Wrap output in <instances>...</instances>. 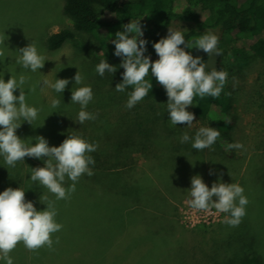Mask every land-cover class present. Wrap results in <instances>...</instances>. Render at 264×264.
<instances>
[{
  "label": "rangeland",
  "instance_id": "rangeland-1",
  "mask_svg": "<svg viewBox=\"0 0 264 264\" xmlns=\"http://www.w3.org/2000/svg\"><path fill=\"white\" fill-rule=\"evenodd\" d=\"M62 2L0 0V38H7L5 43H0V49L5 53L0 57V76L7 81L11 73L17 79L24 75L26 102L39 110L33 125L23 121L16 130L17 135L26 143L33 144L36 143L34 137L42 135L50 146H59L68 133L76 132L100 149L115 137L121 138L126 133L133 136L136 121L148 117L153 123L148 120L144 125L154 126L151 136H155L156 142L152 141L145 155L139 151L132 152L134 164H209L211 168L213 164H222L227 169L222 178L214 175V171L200 176L209 188L218 180L238 183L249 203L241 222L233 227L225 222L230 218L228 213L218 212L211 206L207 211L192 208L190 195L189 199L182 196L177 201L170 199V204L159 200L156 206L134 207L129 200L112 192L110 187L98 185L89 178L76 182L75 192L70 198L56 200L54 194L31 179L23 188L21 179L16 178L21 161L10 167L0 156V192L7 187H21L25 190L26 200L33 201L37 210L47 207L40 197L55 201V220L63 226L52 234V249L45 246L29 251L22 242L18 243L9 254L13 264H222L250 255H257L264 261L263 60L253 57L244 71L227 77V94L235 98L233 107L238 116L230 134L233 143L239 142L243 148L234 149L235 155L231 158L222 156L215 143L211 148L195 150L191 140L181 143L182 135L174 140L166 137L168 133L164 126L169 118L163 121L159 117L155 100L143 98L129 109L126 107L128 93L115 90L118 83L116 72L106 71L101 77L97 74L96 65L101 60L113 63L102 56L95 34L82 33L55 50L46 49L45 37L69 25L61 11ZM169 27L183 32L189 25L174 21ZM168 28L163 34L167 35ZM31 41L46 59L43 68L36 72L16 63L20 56L18 49ZM221 51L226 56L228 45L224 44ZM78 70L84 77L82 85L74 84ZM45 79L52 83L56 79H68L69 84L63 93H57L51 87L41 85ZM33 86L36 90L30 92ZM80 86L92 88L93 99L85 110L96 116V119L81 125L75 121L80 105L71 103L72 88ZM19 93L20 90L16 89L14 94L18 96ZM53 99L60 100L58 108H52ZM166 103L164 101V105ZM150 104H155V109L150 110ZM192 106L187 110L192 112ZM166 114L168 116L167 111ZM185 126L187 133L204 127L196 117L191 127ZM111 148L114 149L112 144ZM34 161V164L39 162ZM71 184L72 181L66 177L63 186L67 188ZM167 184V188L165 184L159 187L161 190L179 188L177 181ZM164 194L166 196V192ZM57 237L59 243L55 242ZM0 264L6 262L0 260Z\"/></svg>",
  "mask_w": 264,
  "mask_h": 264
},
{
  "label": "clouds",
  "instance_id": "clouds-1",
  "mask_svg": "<svg viewBox=\"0 0 264 264\" xmlns=\"http://www.w3.org/2000/svg\"><path fill=\"white\" fill-rule=\"evenodd\" d=\"M123 29L115 33L116 38L111 43L115 45L114 54L122 57L119 67L124 69L123 79L116 84L115 90L124 92L127 87L133 86V91L128 94L126 107L129 109L134 107L152 89V83L145 79L151 73L166 91L167 113L171 124L191 127L195 116L187 109L194 104V97L199 95L201 98L205 96L218 98L228 74L216 68L206 71L204 60L199 56L194 57L185 49L196 47L209 56L213 53L220 55L218 36L205 32L194 41L193 46L186 42L181 30L169 27L167 35L153 44L158 56V59L153 61L150 56L145 55L147 41L142 38L143 31L139 20L123 25ZM6 39L0 38V43H5ZM18 51L20 53L16 59L18 65L32 72L43 68L46 59L38 53L35 42L31 41ZM4 56V50L0 49V57ZM95 70L103 76L106 71L114 74L117 67L107 60H101ZM83 79L78 70L74 76V84L82 85ZM25 83L24 75H20L17 79L11 73L7 81L0 76V156H3L5 164L10 167H15L17 162L24 161L25 157L43 160L42 167L31 168V181L45 187L55 195L56 200H66L75 192L76 182L82 175L94 174L89 165H94L95 161L88 153L96 151L97 145L89 143L76 132L68 133L67 138L59 146H50L42 135L34 137L35 144L26 143L21 139L16 130L23 121L33 125L39 111L36 107L27 104L23 87ZM40 83L42 86L51 87L57 93H63L69 80L56 79L52 83L45 79ZM16 89L20 90L18 96L14 94ZM35 90V86L29 89L30 92ZM92 99L93 91L90 86L72 88L71 103L80 105L75 120L80 125L87 120L96 119L94 114L85 110ZM59 104V99L51 101L54 109L58 108ZM219 136L220 132L215 127L208 126L200 127L194 139L187 132L180 139L181 143L191 140L192 148L195 150H204L211 148ZM242 148L243 145L239 142L228 145L229 150ZM66 177L72 181L67 188L63 186ZM188 190L192 208L207 211L211 206L218 212L228 213L230 218L225 222L230 226H238L246 214L245 209L249 201L243 194V187L238 183L218 180L209 188L197 174L191 177V187ZM40 201L47 205L43 210H37L33 201L26 200L25 190L21 187H7L0 192V260H4L6 264H13L9 254L21 242L29 251L45 246L52 249V234L60 231L63 226L55 220L57 215L55 201L48 200L47 197H40ZM55 242L59 243L58 237Z\"/></svg>",
  "mask_w": 264,
  "mask_h": 264
},
{
  "label": "trees",
  "instance_id": "trees-1",
  "mask_svg": "<svg viewBox=\"0 0 264 264\" xmlns=\"http://www.w3.org/2000/svg\"><path fill=\"white\" fill-rule=\"evenodd\" d=\"M61 11L67 17L69 25L45 37L46 49L55 50L65 41L75 39L82 33L95 34L102 56L117 67L118 83L123 79L124 69L119 67L122 57L114 54L115 45L111 41L116 38L117 31L124 30L123 25L136 20H139L142 28V38L147 41L145 55L150 56L153 61L158 59L153 48L154 42L166 36L163 33L172 22L179 21L189 25L183 33L186 42L193 46L194 41L205 32L218 36L221 54L217 61V70L226 71L230 75L244 71L253 57L264 62V0H63ZM224 44L228 45L226 56L221 51ZM194 48L185 50L195 57ZM199 57L203 60L206 58L205 55ZM207 70L209 69L206 68ZM145 79L153 86L144 98L156 101L159 117L165 121L168 119L167 107L164 105V101L168 100L166 91L151 73ZM131 91L133 86L127 87L124 93L129 94ZM234 101L235 98L227 94L225 83L218 98H201L196 95L192 106L194 116L204 127H215L220 132L215 145L222 156L230 158L235 155L234 149H228V145L233 143L230 130L238 118L233 107ZM154 105L150 104L149 109H155ZM148 120L153 121L148 117L136 121L133 136L125 132L126 135L123 134L121 138L110 139L109 145L88 153L95 161L94 165H89L94 174H84L79 179L89 178L98 185L105 184L112 192L129 200L131 206L151 207V204L156 206L159 200H166L170 204L171 200L177 201L181 196L189 199L187 192L194 175L214 171V175L221 178L225 176L227 169L222 164H213V168L209 164H134L132 152L139 151L145 155L150 145L156 142L155 136H151L154 126L144 125ZM185 127L184 124L172 125L170 119L166 120V137L174 140L187 132ZM195 132L188 131V135L193 137ZM34 160L39 162L34 164ZM172 160L174 163V156ZM43 164V160L30 157L21 161L16 178L21 179L23 188L26 186L25 182L30 181L31 168L42 167ZM8 179L11 178L8 176ZM176 181L179 188L161 190L159 187L165 184L167 188V183ZM178 192L185 194L180 195ZM222 264H264V261L257 255H250Z\"/></svg>",
  "mask_w": 264,
  "mask_h": 264
},
{
  "label": "water",
  "instance_id": "water-1",
  "mask_svg": "<svg viewBox=\"0 0 264 264\" xmlns=\"http://www.w3.org/2000/svg\"><path fill=\"white\" fill-rule=\"evenodd\" d=\"M193 54L196 56H202L205 55V66L207 69L212 70V68H216L217 66V61L219 58L218 54L213 53L211 56H209L208 54H206L205 52H203L202 50L198 49V48H194L193 49Z\"/></svg>",
  "mask_w": 264,
  "mask_h": 264
}]
</instances>
